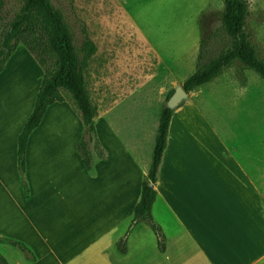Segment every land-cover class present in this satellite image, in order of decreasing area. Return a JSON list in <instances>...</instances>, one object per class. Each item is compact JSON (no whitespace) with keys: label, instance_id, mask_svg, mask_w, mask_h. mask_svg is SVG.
Masks as SVG:
<instances>
[{"label":"crops","instance_id":"0c3cea01","mask_svg":"<svg viewBox=\"0 0 264 264\" xmlns=\"http://www.w3.org/2000/svg\"><path fill=\"white\" fill-rule=\"evenodd\" d=\"M95 45L84 73L107 159L95 174L77 145L83 124L51 105L26 152L18 138L43 71L28 61L0 74V254L10 264H264V80L232 68L178 105L156 185L154 223H134L153 163L163 106L197 67L201 20L222 0H73ZM264 12V0H250ZM264 47V21L256 29ZM14 57V56H13ZM6 240V241H5ZM26 245L31 261L7 241ZM125 242V252L118 243Z\"/></svg>","mask_w":264,"mask_h":264},{"label":"trees","instance_id":"16d2710c","mask_svg":"<svg viewBox=\"0 0 264 264\" xmlns=\"http://www.w3.org/2000/svg\"><path fill=\"white\" fill-rule=\"evenodd\" d=\"M21 3L19 12L10 18L7 10L9 0H0V74L12 55L24 44L36 59L43 71L40 90L32 114L18 138V171L26 198H29V186L26 180V152L32 133L42 123L48 108L55 103L68 102L79 115L83 124V133L77 148L85 169L95 174L96 165L107 159L97 136L96 120L100 113L90 101L84 80V73L95 52V45L87 34L85 24L76 16L73 0V16L80 26L81 38L76 39V32L68 22L66 15L57 9L50 0H15ZM224 11L222 30L227 47L217 56L207 58L209 39L201 20L202 39L200 54L195 74L189 78L183 88L188 94L198 92L211 82L223 70L233 68L242 81L244 72L255 71L264 80V47L256 36L252 21L256 19L258 27L264 21V12L252 7L250 0H222ZM39 33L34 41L31 33ZM218 32H216L217 34ZM215 34V35H216ZM47 57L53 58L51 65ZM48 65V66H47ZM164 104L158 130L153 163L142 185L141 200L134 210V223L146 222L158 238V246L164 251L166 240L161 228L154 223L152 208L157 199L156 185L159 180L160 167L168 144L169 127L175 109ZM6 241V240H5ZM23 252L29 260L34 261L31 250L20 242L7 241ZM125 242L118 247L125 252ZM0 264L10 262L0 254Z\"/></svg>","mask_w":264,"mask_h":264},{"label":"rangeland","instance_id":"374dc122","mask_svg":"<svg viewBox=\"0 0 264 264\" xmlns=\"http://www.w3.org/2000/svg\"><path fill=\"white\" fill-rule=\"evenodd\" d=\"M50 1L53 3V5L57 9L61 10L66 15L69 24L74 29V32H76V35H77L76 39L79 40L81 38L80 26L76 22V20L73 16L72 5H71L70 0H50ZM21 7H22L21 3L16 2L15 0H9L8 5H7V10L10 12L9 17L12 18L16 12H19ZM73 7H74V2H73ZM74 10H75V8H74ZM75 13H76V11H75ZM76 16H77V18H79L77 14H76ZM222 16H223L222 14H207L203 18L204 30L206 32L207 38L209 39V45H210L209 49H208V54H207L208 59L217 56L222 50H224L227 47V45L224 42V34L221 32V30H222ZM256 25H257L256 19L254 18V20L252 21L253 28L257 29ZM216 32H218V33L216 34ZM38 35H39V33H33L32 32L29 35V38H30V40L34 41V39ZM46 59H47L48 65H51L54 62L53 58H51V57H47ZM28 61H33L34 63L39 65V63L36 59V56L33 55L29 51V49L24 44L21 43L19 45V48L16 50V52L12 55V57L7 62L9 70H10V74L14 75L15 73H17L19 71V68L25 67V65ZM7 64H6V66H7ZM197 65H198V62H197ZM196 69H197V67H196ZM245 72H244V77H245ZM245 79H246V77H245Z\"/></svg>","mask_w":264,"mask_h":264},{"label":"water","instance_id":"95a60500","mask_svg":"<svg viewBox=\"0 0 264 264\" xmlns=\"http://www.w3.org/2000/svg\"><path fill=\"white\" fill-rule=\"evenodd\" d=\"M188 97V93L184 90L183 87H178L172 97L168 101V107L171 109L176 108L180 105L186 98Z\"/></svg>","mask_w":264,"mask_h":264}]
</instances>
